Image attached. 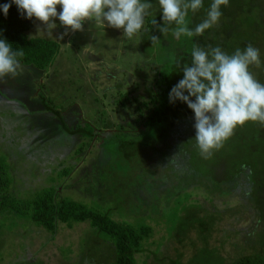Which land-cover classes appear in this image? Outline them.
<instances>
[{
    "label": "trees",
    "instance_id": "16d2710c",
    "mask_svg": "<svg viewBox=\"0 0 264 264\" xmlns=\"http://www.w3.org/2000/svg\"><path fill=\"white\" fill-rule=\"evenodd\" d=\"M144 2L152 4L149 15L145 17L144 29L140 32L144 38V47L147 52L150 50L149 68L152 74L141 80L147 86L149 95H135L141 88V82H136L128 91H116L114 105L106 107L115 120L104 125V128L112 129L113 132L105 137L99 136L102 126H93L91 123L70 127L63 121L60 128L69 136L85 140L78 153L83 152L84 148L88 149L93 141H101V146L105 147L108 154V163L105 162L107 166H112L118 159L116 165L121 167V172L116 173H121L122 177L128 176L125 181L131 186L139 182L140 185H136L139 186L138 190L143 194L148 192L150 202L137 196L133 202L134 196H122L114 209L119 210L118 207L130 206L131 203L137 207L133 209L134 215L139 216L133 219L134 223L118 221L112 216L111 209L101 212L82 202L63 198L59 184L55 185V182L50 186L46 185L45 180L38 184L31 167L23 170L20 177V168L9 159L15 157L17 151L13 150V146L8 150L10 143L5 145L0 142V264H44L42 261H30L29 257L33 255L25 260H15L13 255L19 247H24L25 253H28L26 239L29 235L43 232L54 240L61 228L75 229L85 223L90 227L85 237L101 241L109 256L104 259L88 252L84 237L80 240L81 260L74 264H149L152 257L153 263L156 261L159 264H264V125L249 121L244 126L237 127L224 146L215 151L211 158L205 159L200 155L194 139V112L185 102L177 100L171 103L169 100L171 89L183 78L182 67L191 63L193 45L204 49L219 46L232 54L237 48L243 50L251 43L260 49L262 62L260 68L252 67L251 71L264 84V0H229L228 6H221L222 16L216 26L206 30L201 36H181L179 39L172 34L171 29L175 25L170 27L167 35H163L157 25L153 24V20L163 23L158 0ZM5 3H11V0H0V5ZM211 3L212 0H203L200 11L195 14L189 11L187 19L190 28L194 29L206 18ZM35 23V18L21 16L14 3L7 16L0 8V39L11 43L14 51L23 49L25 55L19 58L23 66L47 71L53 66L60 52V45L43 38H29L27 33ZM153 36L157 37L155 41ZM106 97L108 94L103 95V101H106ZM44 108L46 112L60 118L61 112L58 109L46 105ZM2 136L0 135L1 139ZM32 157L35 158L33 155ZM221 158L227 160L222 163ZM35 159L42 164L40 158ZM144 159L145 163L142 162ZM105 163L101 165L104 164L105 167ZM138 163H144L149 168L147 174L142 172V182L134 175L141 174V170L133 167ZM101 168L104 172L103 166ZM61 171L63 177H68L74 168L66 166ZM207 181L212 182L214 187L208 188L205 184ZM32 184L38 185V188L34 189ZM222 185H227L230 189L223 191ZM235 185L240 189L234 192L240 194L242 202L244 205L246 203L258 221L259 231L249 241L248 250L243 253L237 251L238 254L235 255L232 250H227L226 244L209 245L206 233L210 231L212 218L201 216L202 202L196 208L187 204L191 199L189 196H184V207L181 210L178 202V207L174 210L177 211L174 215L176 219L169 236L177 244H181L191 231L197 230L203 237L202 248L197 249L188 262L183 261L182 254L160 258L161 252L149 248L151 244H161L154 241L156 232L147 219L150 218L149 211L156 213L157 217H164L166 214L163 216L161 209L168 206L169 200L198 190L211 194L208 197L209 204L214 208L217 193L226 195L230 192L228 190L236 189ZM108 187L111 189L109 185ZM138 190L136 195H139ZM163 191L168 192L167 202L165 198L159 200L166 193ZM153 201L156 203L153 204ZM20 232L23 233L20 235L22 242H17L14 238V241L7 243L2 239L6 233ZM71 256L72 253H64V260L69 262ZM142 258L145 260L142 261Z\"/></svg>",
    "mask_w": 264,
    "mask_h": 264
},
{
    "label": "rangeland",
    "instance_id": "374dc122",
    "mask_svg": "<svg viewBox=\"0 0 264 264\" xmlns=\"http://www.w3.org/2000/svg\"><path fill=\"white\" fill-rule=\"evenodd\" d=\"M57 10L58 12L61 10L60 6H57ZM55 23L57 27L49 32L36 20L34 27L27 33L29 38H43L59 43L60 52L53 66L47 71H40L35 67L22 65L24 70L15 78L7 77L0 80V135H3L0 142L5 145L10 143L8 150L13 146V150L17 151L15 157L9 159L20 168L18 173L20 177L23 170L31 167L38 184L44 180L47 186L54 182L55 185L59 184L63 198L82 202L101 212L111 209L114 219L134 223L133 219L139 216L134 215L133 209L137 208L134 204L118 207L119 210L114 207L118 206L121 197L125 195L134 196L133 202L137 197L150 202L148 192L143 194L138 190L139 186L136 185H140L139 182L132 186L126 184L125 178L128 176L122 177L121 173H116L121 172V167L116 165L118 159L112 166H107L108 154L105 147L101 146V141H93L88 149L84 148L83 152L78 153L85 140L67 135L61 130L60 125L64 121L70 127L90 123L93 126H102L99 129L101 137L113 132L112 129L104 128L110 120H115L106 107L114 105L117 99V95L114 94L116 91H128L136 82L151 76L150 50L147 52L144 47L141 33L127 39L123 37L122 29L97 25L94 22H86L83 32L73 33L65 31L58 17ZM147 83L149 84V80ZM146 87L145 83H142L135 95L148 96L149 91ZM104 94H108L105 103ZM113 94L115 96L110 99ZM45 105L58 109L61 112L60 118L46 112ZM2 147L5 148L3 144ZM32 155L40 158L42 164ZM220 160L224 163L227 159ZM142 162L145 163V159ZM102 163H105V167L104 164L101 165ZM144 163L133 165L134 168L141 170V174H134L140 182L149 170L148 165ZM33 164L34 167L31 166ZM66 166L74 168V171L68 177H63L61 170ZM27 172L28 170L25 172L26 175ZM23 177L28 180L27 176ZM205 184L208 188L214 187L212 182L207 181ZM222 186L223 191L230 189L227 185ZM235 186L236 189L228 190L230 192L226 195L217 193L214 208L208 199L211 194L203 190L190 195L176 196L177 198L169 202L168 192L163 191L166 192L165 197L162 196L159 200L165 198L167 202L166 209H161L163 216L165 214L166 216L157 217L156 213L149 211L150 218L147 217L155 228L154 241L161 244H151L149 248L161 252L160 258L182 254L184 262H188L195 251L202 248L203 237L197 230L191 231L181 244H177V241L169 236L176 219L174 215L177 211L174 210L178 207V202L181 204V208L179 207L181 210L184 207L182 204L184 196H189L191 199L187 204L196 208L202 202L201 216L212 218L210 231L206 233L209 245L226 244L227 250H232L235 255L238 254L237 251L243 253L248 250L249 241L259 231L258 221L246 203L244 205L240 194L234 192L240 189L238 185ZM33 188L37 189L38 185H33ZM137 190L139 195H136ZM152 203L155 204L156 201ZM89 228L88 223L80 224L75 229L61 228L54 240L49 239L43 232L34 233L26 239L29 245L28 253H25L24 247H19L13 258L25 260L33 255L29 257L30 261H42L44 264L80 262L82 257L79 256L82 246L80 240L85 237ZM20 235L23 233H6L2 239L7 243L14 241V238L15 241L22 242ZM85 246L88 247V252L108 259L109 253L101 241L88 240L85 237ZM64 253H72L69 262L64 260ZM143 260L145 259L142 258ZM148 263H153V257ZM153 264L159 263L155 261Z\"/></svg>",
    "mask_w": 264,
    "mask_h": 264
},
{
    "label": "clouds",
    "instance_id": "9594fccd",
    "mask_svg": "<svg viewBox=\"0 0 264 264\" xmlns=\"http://www.w3.org/2000/svg\"><path fill=\"white\" fill-rule=\"evenodd\" d=\"M14 3L21 16L39 21L49 32L57 25L73 33L84 31L86 22L122 29L123 37L132 39L144 29L145 17L152 4L144 0H11L0 5L7 16ZM162 21L153 20L158 30L192 38L201 36L216 26L222 16L221 6L229 0H212L206 18L195 28L188 26V14L203 8V0H158ZM57 6L61 10L58 12ZM153 41L157 39L153 36ZM23 49L13 50L12 44L0 39V80L19 75L24 67L20 59ZM260 49L249 43L243 50L237 48L232 54L221 47L204 49L193 45L191 63L182 67L183 78L173 86L169 100L187 103L194 112L195 141L200 155L211 158L234 134L237 127L247 122L264 125V84L256 79L252 67H261ZM187 93V94H186ZM193 97L195 99H193Z\"/></svg>",
    "mask_w": 264,
    "mask_h": 264
}]
</instances>
